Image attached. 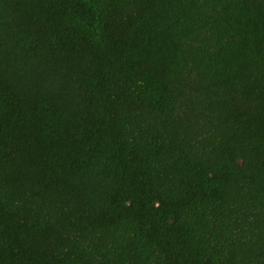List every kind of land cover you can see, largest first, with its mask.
<instances>
[{
	"label": "trees",
	"instance_id": "1",
	"mask_svg": "<svg viewBox=\"0 0 264 264\" xmlns=\"http://www.w3.org/2000/svg\"><path fill=\"white\" fill-rule=\"evenodd\" d=\"M0 264H264V0H0Z\"/></svg>",
	"mask_w": 264,
	"mask_h": 264
}]
</instances>
